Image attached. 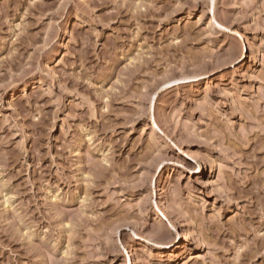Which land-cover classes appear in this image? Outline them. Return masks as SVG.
Instances as JSON below:
<instances>
[{"label": "rangeland", "instance_id": "374dc122", "mask_svg": "<svg viewBox=\"0 0 264 264\" xmlns=\"http://www.w3.org/2000/svg\"><path fill=\"white\" fill-rule=\"evenodd\" d=\"M0 264H264V0H0Z\"/></svg>", "mask_w": 264, "mask_h": 264}, {"label": "bare ground", "instance_id": "6f19581e", "mask_svg": "<svg viewBox=\"0 0 264 264\" xmlns=\"http://www.w3.org/2000/svg\"><path fill=\"white\" fill-rule=\"evenodd\" d=\"M244 56V55H243Z\"/></svg>", "mask_w": 264, "mask_h": 264}]
</instances>
